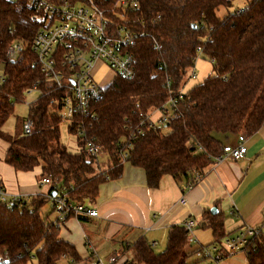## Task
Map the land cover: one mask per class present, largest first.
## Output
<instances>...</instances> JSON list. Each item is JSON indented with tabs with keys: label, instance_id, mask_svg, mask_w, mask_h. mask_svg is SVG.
Instances as JSON below:
<instances>
[{
	"label": "trees",
	"instance_id": "obj_1",
	"mask_svg": "<svg viewBox=\"0 0 264 264\" xmlns=\"http://www.w3.org/2000/svg\"><path fill=\"white\" fill-rule=\"evenodd\" d=\"M46 1L91 3L105 12L112 27L124 26L132 35L134 71L130 78L114 76L92 104L95 117L85 130L109 161L96 173V158L86 152L82 139L77 137V153L60 144L63 90L49 86L35 65L32 42L39 25L31 17L36 9L29 0H0V139L8 144L4 161L16 172L40 168V182L50 181L47 196L36 195L12 206L0 203V264L80 261L74 246L60 238L57 224L40 214L52 192L74 205L92 202L101 184L121 177L125 162L144 170L150 189L158 188L166 175L187 187L195 174L203 177L222 154L224 145L214 133L251 135L264 124V0H251L222 19L216 10L231 6L232 0H140L137 10L126 12L115 8L118 0ZM12 43L22 46V57L6 62ZM199 56L214 64V74L183 93L186 72ZM33 87L38 95L21 124L23 128L31 121L30 133L22 129L16 137L4 134L1 129L14 106L24 102ZM179 94L182 100L177 101L171 122L155 127L140 124L139 114L160 111ZM69 131L76 134L72 125ZM203 217L201 228L210 229L218 241L224 235L222 217L209 212ZM188 235L183 225H174L168 229L163 251L154 252L142 239L128 248L138 264H188ZM243 253L246 264H264V245L255 239Z\"/></svg>",
	"mask_w": 264,
	"mask_h": 264
},
{
	"label": "crops",
	"instance_id": "obj_2",
	"mask_svg": "<svg viewBox=\"0 0 264 264\" xmlns=\"http://www.w3.org/2000/svg\"><path fill=\"white\" fill-rule=\"evenodd\" d=\"M159 117V111L149 112L152 121ZM239 134L222 135L219 139L223 145L235 146ZM243 143L247 149L243 159L214 161L202 180L190 189H186L184 181L168 175L161 178L158 188L150 189L146 186L144 170L125 162L121 177L101 184L97 198L86 203L98 210V217L71 214L66 220H58L59 214L48 197L46 204H50L52 212L47 215V221H61L59 236L74 246L80 258L76 264H95L97 259L105 261L115 250H123L126 257L134 259L133 250L122 249L125 244L142 239L148 245L155 244L153 250L159 244L166 246L168 229L182 226L188 220L195 223L187 250V254L194 257L191 264L202 262L200 246L217 244L223 249L226 238L246 228L256 229L258 243L264 245V124L256 133H246ZM7 149L8 144L0 139V186L23 200L36 195L47 196L49 185H43L39 176L29 178L5 163ZM182 198L185 204H180ZM212 208L215 213L211 212ZM206 212L223 219L224 235L218 241L210 229L201 228ZM226 256L225 264H246L243 252ZM60 264H66V260Z\"/></svg>",
	"mask_w": 264,
	"mask_h": 264
},
{
	"label": "built area",
	"instance_id": "obj_3",
	"mask_svg": "<svg viewBox=\"0 0 264 264\" xmlns=\"http://www.w3.org/2000/svg\"><path fill=\"white\" fill-rule=\"evenodd\" d=\"M15 1V0H11ZM36 13L31 19L39 25L32 42V51L35 55V65L39 68L44 80L49 86L63 90V96L59 102V117L62 121H69L76 129V136L83 140L85 150L91 156L97 158L101 153L100 146L95 138L89 136L85 128L90 126V121L95 117L92 112V104L100 98L102 88L93 80V74L102 65L108 67L114 76L130 78L134 71V58L130 52L132 35L124 26H114L113 22L105 16V12L96 8L93 4L69 3L54 5L46 0H29ZM140 0H118L115 8L126 11H135L139 8ZM200 51L199 49H197ZM23 53L19 43H12L6 51V62H15L21 59ZM194 78V75L191 76ZM37 93L33 87L27 91V95ZM182 100L179 94L177 99H172L162 108L160 117L152 121L148 115L139 114L140 124L147 127L163 126L175 117L177 101ZM86 121H89L87 124ZM31 121L23 124V133L29 134ZM140 133V130L138 131ZM247 132H241L238 143L235 146L224 145L222 154L215 161L229 159L237 162L243 159L247 149L244 146ZM130 147L127 144L122 150L121 158L126 159L125 150ZM202 177L195 174L193 181L186 187L192 188L199 183ZM43 185H49V179L41 181ZM23 198L19 195L9 194L3 186H0V203L7 206L19 204ZM55 210L59 214L58 220H66L70 214H77L87 218L98 217V210L87 204L74 205L68 202L61 194L55 192L51 197ZM185 204V199L180 200ZM236 215L235 212H230ZM58 221L57 226L60 222ZM188 234L194 228L193 220L183 224ZM258 231L254 228H246L238 234L228 237L224 241V248L217 244L200 246L199 255L202 262L197 264H225L226 254L243 252V249L252 239L258 241ZM155 246V244H151ZM125 244L122 249L128 248ZM226 256V257H225ZM64 258V257H63ZM2 258H0V262ZM95 264H138L135 259L128 258L123 250H115L105 260L97 259Z\"/></svg>",
	"mask_w": 264,
	"mask_h": 264
},
{
	"label": "rangeland",
	"instance_id": "obj_4",
	"mask_svg": "<svg viewBox=\"0 0 264 264\" xmlns=\"http://www.w3.org/2000/svg\"><path fill=\"white\" fill-rule=\"evenodd\" d=\"M251 0H232L231 6L229 7H219L216 10V17L222 19L223 17L233 14L235 12L241 11L244 9ZM2 74V69H0V75ZM214 74V64L207 58L203 56H199L195 63L194 67L190 68L186 72L185 83L183 86V93L189 91L192 87L200 84L204 79L208 76ZM194 75V78L191 76ZM113 79V74L109 71L108 67L105 65L100 66L95 73L93 74V80L95 83L99 84L102 88H106L111 80ZM37 93L26 95L25 101L22 103H18L14 106L13 114L6 123L2 127V132L6 135L16 137L21 134V124L22 121L27 118L28 116V105L31 103L35 98H37ZM152 112V111H151ZM69 121H61L59 125L60 130V144L64 145L65 148L69 153H77L80 151V146L77 141L76 134H73L69 131ZM168 129H163V133H167ZM214 136L220 137L221 134L214 133ZM109 165V161L107 160V155L103 152L99 153L96 160L93 163V168L95 172L103 171ZM24 176H28L29 178L40 175V168L34 169L32 172L28 173H20ZM52 212L50 204H46L40 214L45 217ZM191 234L188 235V243L190 244L191 241ZM161 245V246H160ZM154 247V246H153ZM164 247V248H163ZM165 244H159V246L154 248V251L161 252L162 249H165ZM194 260L193 256H188L186 262L188 264L193 263ZM28 264H35L34 260H31Z\"/></svg>",
	"mask_w": 264,
	"mask_h": 264
},
{
	"label": "water",
	"instance_id": "obj_5",
	"mask_svg": "<svg viewBox=\"0 0 264 264\" xmlns=\"http://www.w3.org/2000/svg\"><path fill=\"white\" fill-rule=\"evenodd\" d=\"M50 196H51V197H54V196H55V192H52ZM215 211H216L215 209H213V208L211 209V212H212V213H215Z\"/></svg>",
	"mask_w": 264,
	"mask_h": 264
}]
</instances>
